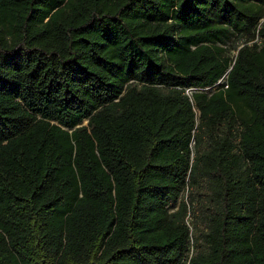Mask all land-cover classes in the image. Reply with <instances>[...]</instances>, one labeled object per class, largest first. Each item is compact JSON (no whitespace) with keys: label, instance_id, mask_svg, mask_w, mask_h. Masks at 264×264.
<instances>
[{"label":"trees","instance_id":"1","mask_svg":"<svg viewBox=\"0 0 264 264\" xmlns=\"http://www.w3.org/2000/svg\"><path fill=\"white\" fill-rule=\"evenodd\" d=\"M187 263L264 264V0H0V264Z\"/></svg>","mask_w":264,"mask_h":264},{"label":"built area","instance_id":"2","mask_svg":"<svg viewBox=\"0 0 264 264\" xmlns=\"http://www.w3.org/2000/svg\"><path fill=\"white\" fill-rule=\"evenodd\" d=\"M257 40V38L254 40V41H256ZM224 82H225V80L224 79H221L219 82H218V84H220V85H222V84H224ZM216 87V86H215ZM224 88H227V86L226 85H224ZM190 91L189 90H187L186 91V93L188 94ZM191 254H192V250H191V252H190V254H189V257L191 256ZM188 262V261H187ZM188 264V263H187Z\"/></svg>","mask_w":264,"mask_h":264},{"label":"rangeland","instance_id":"3","mask_svg":"<svg viewBox=\"0 0 264 264\" xmlns=\"http://www.w3.org/2000/svg\"><path fill=\"white\" fill-rule=\"evenodd\" d=\"M185 222L187 223V225H188L189 227H191V225H192V218H191L189 215H187V216L185 217Z\"/></svg>","mask_w":264,"mask_h":264}]
</instances>
